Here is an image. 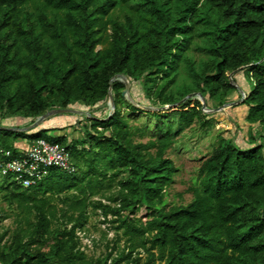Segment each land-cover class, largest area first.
I'll return each instance as SVG.
<instances>
[{"label": "trees", "instance_id": "trees-1", "mask_svg": "<svg viewBox=\"0 0 264 264\" xmlns=\"http://www.w3.org/2000/svg\"><path fill=\"white\" fill-rule=\"evenodd\" d=\"M31 1L0 0V109L8 113L3 119L30 121L72 102L104 104L110 79L115 75L131 82L153 79L152 75L170 77L193 38L192 32L204 24L205 33L212 38L209 52L214 60L194 73L198 91L207 100L221 97L235 89L227 73L243 67L240 71H245L253 83L242 101L248 106L246 119L264 124V0H144L155 17L152 36L145 39L138 24L129 21L122 33L113 37L109 48L102 50L98 46L105 41L104 15L111 0L68 2L79 18L61 29L56 50L42 49L37 41L27 48L16 40L5 42L3 31L10 21L7 11ZM232 79L237 83L236 78ZM172 81L174 78L157 88L162 104L170 107L151 111L152 115L160 118L173 114L179 125L189 127L203 117L202 104L192 99L173 106L179 99L164 94ZM124 87L119 80L112 83L115 109L109 119H102L108 115L91 114L96 117L90 119L93 127L105 132L97 130L87 147L79 149L64 136L54 139L67 146L75 173L64 175L53 168L49 176L31 188H21L10 176H2L0 191L9 196L8 201L31 204L36 218L27 234L16 233L7 250L0 247V264H80L84 256L77 249L78 226L53 230L46 209L47 196L72 189L84 194L102 187L108 171H114L112 178L128 174L119 181L118 194L111 198L119 204L115 210L118 215L141 205L152 212L145 230L131 228L139 234L152 233L151 246L158 248L165 264H264V144L241 148L232 139L221 138L201 164L199 186L192 189L193 200L165 209V190L176 172L173 161L165 157L174 142V124L169 123L165 129L159 123V137L137 141L136 137L143 138L146 131L123 117L120 104ZM126 103L132 112L141 111L131 101ZM48 131L0 130V158L2 151L17 155L19 139L51 140ZM78 159L86 162L87 172L79 173ZM89 171L93 176L88 175ZM76 203L82 202L77 199ZM50 234L54 243L44 250L40 241Z\"/></svg>", "mask_w": 264, "mask_h": 264}, {"label": "rangeland", "instance_id": "rangeland-1", "mask_svg": "<svg viewBox=\"0 0 264 264\" xmlns=\"http://www.w3.org/2000/svg\"><path fill=\"white\" fill-rule=\"evenodd\" d=\"M70 1L33 0L16 10H8L10 21L3 31L5 42L10 43L16 40L27 48L32 41H37L42 49L56 50L60 46L61 29L79 18L78 11L68 5ZM111 1L112 4L104 15V21L107 24L105 41L98 46L99 50L109 48L113 37L121 34V30L125 29L129 21L138 24L140 34L145 39L152 36L151 28L155 17L149 6L144 5V0ZM205 29V25L200 24L192 32L193 38L182 51L178 66L170 77L152 75L153 79L144 77L138 82L128 80L126 83V77L121 75V79L125 81L122 82L125 86L123 91L127 86L129 87L128 94L123 95L122 91L121 113L129 124L144 128L146 131V136L143 138L136 137L137 141L147 142L149 139L159 137L156 131L159 123H162L165 129L169 123L174 124L172 131L174 142L165 152V157L173 161L176 172L172 183L165 190L163 202L165 209L175 205H186L193 200L192 189L199 186L201 164L212 154L221 138L232 139L234 144L241 148H246L251 143L264 144V124H253L246 119L248 106L243 104L242 96L253 83L245 71L228 72V78L231 76L237 80V83H232L235 89L229 90L218 98L211 100L204 98L211 111L203 112V117L195 119L189 127L179 125L177 116L173 114L156 118L151 112L154 110L141 109V111L132 112L127 108L126 101L131 100L145 107L163 108L157 88L171 78H174V81L166 88L165 96L172 94L180 102L190 94L200 93L194 73L201 72L214 60V56L209 52L212 38L205 33ZM45 96L52 99V95L45 93ZM192 99L201 101L199 96L189 100ZM66 108L85 113H70L69 116L74 115L80 119L77 122H60L62 128L59 129L58 136L50 137L54 141L56 137L64 136L68 143L79 149L89 145L90 136L96 135L97 130L105 132L103 128L93 127V121L90 120L91 114L104 117L113 110L109 101L95 106L72 102ZM7 115L5 109H0V125L26 127L38 118L37 116L30 121L7 122L2 118ZM43 123L33 131L41 129ZM24 141L27 140L19 139L16 144L22 145ZM77 162L80 174L88 171L83 159H78ZM107 173L108 176L102 187L88 189L84 194L72 189L48 195L46 209L50 216L51 228L53 230L70 229L75 224L78 226L77 249L84 256L80 264H97L98 261L102 264H165L158 248L151 246L152 233L146 231L144 234H139L131 228L134 226L145 230L146 223L152 218V212L146 205L138 206L134 211H121L119 215L115 212L119 204L113 202L111 198L118 194L119 181L126 179L128 174L121 173L112 178L110 176L114 171ZM88 175L93 176V173L89 171ZM1 178L2 176H0V183ZM34 195L37 198L41 197ZM8 197L5 192L0 191V237H2L0 247L4 250H7L16 233L27 234L31 223L36 218V211L31 204L10 203ZM77 199L82 203L78 205ZM123 220L126 221L125 225ZM41 240L40 245L44 250H49L50 245L54 243L52 234Z\"/></svg>", "mask_w": 264, "mask_h": 264}, {"label": "built area", "instance_id": "built-area-1", "mask_svg": "<svg viewBox=\"0 0 264 264\" xmlns=\"http://www.w3.org/2000/svg\"><path fill=\"white\" fill-rule=\"evenodd\" d=\"M17 155L2 151L0 176H10L21 188H31L49 176L55 168L67 174L76 172L67 146L44 138L16 144Z\"/></svg>", "mask_w": 264, "mask_h": 264}, {"label": "water", "instance_id": "water-1", "mask_svg": "<svg viewBox=\"0 0 264 264\" xmlns=\"http://www.w3.org/2000/svg\"><path fill=\"white\" fill-rule=\"evenodd\" d=\"M243 67H240L238 70L242 69ZM121 75H115L113 76L111 79H110V87L108 89V101H109V104L111 106V108L113 109L112 112H110L108 114V116L106 118H102V119H109L113 112H114V109H115V103H114V99H113V94H112V83L114 80H119L121 82H125L121 79ZM229 79H230V82L233 83V79L231 76H229ZM128 82V79L126 78V83ZM129 92V87L127 86L126 89L123 91V95L125 94H128ZM242 92V91H241ZM245 94L243 93V99H244V96ZM195 96H199L201 98V104H202V112H210L211 110L207 107V103H206V100L204 99V97L200 94V93H193V94H190L188 97L182 99L180 102L178 103H175L173 106H179L181 104H183L184 102H186L187 100H189L190 98H193ZM131 100V99H130ZM132 103H134L135 105H137L138 107H140L141 109H145V110H159V109H162L160 107H156V108H149V107H145V106H142V105H138L136 104L134 101L131 100ZM170 106H164L163 108L167 109L169 108ZM75 112H79L81 114H84L85 112L84 111H77V110H74L72 108H60V109H53V110H50L48 112H46L45 114L39 116L36 120L33 121L32 124H30L29 126H26V127H9V126H5V125H0V130H10V131H26V132H31L35 129H37L39 126H41V124L49 117L53 116V115H59V114H65V113H75ZM92 119H96V117L94 116H90Z\"/></svg>", "mask_w": 264, "mask_h": 264}, {"label": "crops", "instance_id": "crops-1", "mask_svg": "<svg viewBox=\"0 0 264 264\" xmlns=\"http://www.w3.org/2000/svg\"><path fill=\"white\" fill-rule=\"evenodd\" d=\"M69 115H70V113L59 114L57 116L53 115L44 121V123H43L44 125L42 128L49 130L48 131L49 136H58V132L60 131L59 129L62 128L61 123L77 122L80 119V118L74 117V115H72V116H69ZM6 120H7V122H16V121H20L23 119H21V118H9Z\"/></svg>", "mask_w": 264, "mask_h": 264}]
</instances>
